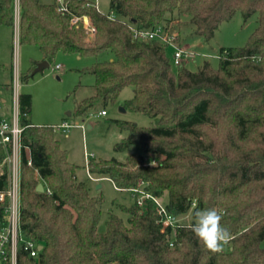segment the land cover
<instances>
[{
    "label": "trees",
    "instance_id": "1",
    "mask_svg": "<svg viewBox=\"0 0 264 264\" xmlns=\"http://www.w3.org/2000/svg\"><path fill=\"white\" fill-rule=\"evenodd\" d=\"M65 1L69 12L58 11L56 0H20L19 39L38 46L49 63L59 52L112 55L85 69L95 76L94 93L79 100L71 116L104 110L133 86L125 107L158 121L140 126L116 120L126 136L115 149L135 152L124 161L91 158L89 173L108 177L122 191L148 183L143 188L171 213L191 212V223L196 211L215 208L232 239L213 253L187 224L163 230L153 201L139 205L130 191L133 203L119 205L126 219L111 210L100 231L102 196L78 179V165L55 129L33 125L23 134L33 163L23 165L22 227L43 249L37 257L21 252L18 264H264V0H110L119 19L152 27L185 17L177 26L165 25L190 28L204 40L237 11L245 18L258 14L245 45L223 47L218 66L205 60L196 70L174 67L165 43L135 39L125 24L86 0ZM73 14L88 15L94 31L81 22L71 25ZM1 25L14 28L15 0H0ZM20 100L23 122L32 123V95L21 93ZM4 154L0 148V162ZM4 179L5 173L0 187Z\"/></svg>",
    "mask_w": 264,
    "mask_h": 264
},
{
    "label": "rangeland",
    "instance_id": "2",
    "mask_svg": "<svg viewBox=\"0 0 264 264\" xmlns=\"http://www.w3.org/2000/svg\"><path fill=\"white\" fill-rule=\"evenodd\" d=\"M101 9L104 12L108 11L110 0H101ZM183 20L185 17L164 24L177 26ZM257 25V13L245 18L240 11H237L230 21L220 24L210 40L202 39L190 28L176 29L182 43L198 52L195 58L189 59L184 65L196 70L205 60H209L214 66H218L222 48L245 45ZM11 34L10 40L7 37L0 43V89L6 83L12 82L11 71L15 65L16 71L21 76L20 92L29 93L33 98L29 119L36 126H51L55 129V135L62 148L68 151L69 160L78 165V179L88 183L92 195L102 196V218L99 230L105 231L109 212L113 210L126 219L119 205H131L134 199L130 192L119 190L109 178L93 180L86 168L88 161L85 153L86 151L94 153L95 159L117 158L124 161L135 152V148L131 147L125 151L115 149L116 143L126 136V132L120 130L116 120L133 121L140 126H155L158 121L148 114L125 107L126 101L134 95L133 86L124 88L117 100L104 108L106 111L104 115L98 114L99 110H96L85 118L69 116V113L75 111L79 100L94 93L95 76L85 69L96 60L111 59L112 55L102 53L98 58L79 57L76 54L59 52L48 68L25 81L23 75L36 60L41 59L43 52L38 46L21 44L16 34L13 35V32ZM57 64L62 67L55 69ZM4 95L9 99L7 90L4 91ZM64 119L71 124H84L86 129L74 126L69 132H65L61 128H55ZM141 184L143 187L148 183ZM188 213L189 216L184 220L190 222L191 212Z\"/></svg>",
    "mask_w": 264,
    "mask_h": 264
},
{
    "label": "built area",
    "instance_id": "3",
    "mask_svg": "<svg viewBox=\"0 0 264 264\" xmlns=\"http://www.w3.org/2000/svg\"><path fill=\"white\" fill-rule=\"evenodd\" d=\"M56 1L59 4L58 11L69 12L68 4L65 0ZM86 5L105 14L110 20L121 21L129 28L135 39L143 41L158 40L165 43L170 52L172 65L175 67L183 66L186 61L195 58L198 54V52L191 50L182 43L178 31H171L165 24L159 23L152 27H139L133 21L125 18L119 19L113 10L109 9L104 12L101 9V0H86ZM20 14V0H15L14 28L17 39L19 38ZM80 22L87 30L94 31V28L90 25L88 15L78 16L73 14L71 25H76ZM61 67L60 64H57L55 69H60ZM20 86L21 76L15 70L12 83L8 88L10 90L9 100H4L0 94V148L5 153L3 160L0 162V181L1 175L5 173V179L3 180L4 187H0V264H18L21 252L27 253L30 257H37L43 249H40L41 244L36 238L29 237L24 233L22 227L23 165L27 163L31 166L33 163L31 147L24 143L23 134L28 127L34 124L23 122V117L26 116V113L21 110ZM99 114L104 115L106 111L101 110ZM74 126L86 129L84 124H71L67 120L62 121L55 128H61L63 131L69 132ZM85 156L88 161L86 166L88 170L89 161L95 157V154L86 151ZM157 162V159L151 161L152 164H157ZM89 176L92 179H100L94 178L90 173ZM141 183L136 187L128 189V191L137 194L136 202L139 205H143L147 199L153 201L161 216L163 230L167 227L176 228L177 226L191 223V221L184 220L189 216V213L179 216L171 213L166 203L158 196L143 188ZM48 192H50L49 189ZM193 206H195V203H193ZM171 245H173V242H171Z\"/></svg>",
    "mask_w": 264,
    "mask_h": 264
},
{
    "label": "clouds",
    "instance_id": "4",
    "mask_svg": "<svg viewBox=\"0 0 264 264\" xmlns=\"http://www.w3.org/2000/svg\"><path fill=\"white\" fill-rule=\"evenodd\" d=\"M194 216L195 221L184 227L190 229L207 250L213 253L221 252L223 245L232 239L230 232L221 224L223 213L211 208L198 210Z\"/></svg>",
    "mask_w": 264,
    "mask_h": 264
},
{
    "label": "crops",
    "instance_id": "5",
    "mask_svg": "<svg viewBox=\"0 0 264 264\" xmlns=\"http://www.w3.org/2000/svg\"><path fill=\"white\" fill-rule=\"evenodd\" d=\"M13 32V35L14 34H16L15 33V28H12V27H9V26H4V25H1L0 26V43L1 42H3V40H5L7 37L9 38V40H10V37L12 36V33ZM44 59V55H42L41 56V59H38V60H36L35 62H38V61H41V60H43ZM31 68V67H30ZM29 68V69H30ZM28 69V70H29ZM15 70H16V67H15V65H13V68H12V71H11V80L13 79V75H14V72H15ZM12 83V82H11ZM11 83H6V85L3 87V88H1L0 89V94H1V96H2V98L5 100V99H7V100H9L5 95H4V91L5 90H7L8 92H9V95H10V90L8 89L9 88V86H10V84ZM3 84V83H2ZM10 98V97H9ZM100 112V111H99ZM71 114L72 113H69V116H71ZM99 114V113H98ZM64 120H67V119H64ZM63 120V121H64ZM94 178H108V177H95L94 176ZM100 179H93V180H95V181H98V180H100ZM98 187H100V185H98Z\"/></svg>",
    "mask_w": 264,
    "mask_h": 264
},
{
    "label": "water",
    "instance_id": "6",
    "mask_svg": "<svg viewBox=\"0 0 264 264\" xmlns=\"http://www.w3.org/2000/svg\"><path fill=\"white\" fill-rule=\"evenodd\" d=\"M50 66V63L47 59H43L41 61H38L35 64V67L33 68V70L31 71V76H34L36 73L44 71L46 68H48ZM37 191L39 192H43L44 191V185L43 183H39L37 186ZM43 248V245L40 246V249Z\"/></svg>",
    "mask_w": 264,
    "mask_h": 264
}]
</instances>
